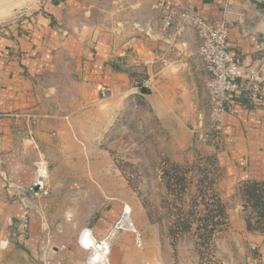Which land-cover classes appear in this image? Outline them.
I'll return each instance as SVG.
<instances>
[{"label": "crops", "instance_id": "0c3cea01", "mask_svg": "<svg viewBox=\"0 0 264 264\" xmlns=\"http://www.w3.org/2000/svg\"><path fill=\"white\" fill-rule=\"evenodd\" d=\"M157 1L38 0L0 25V264H86L89 251L78 242L83 230L97 241L108 239V264H176L174 241L124 180L122 192L104 187L97 194L104 202L81 224L63 217L54 223L43 209L46 184L58 198V139L74 138L85 150L86 166H101L100 137L114 120L144 110L166 128L173 160L186 150L212 155L229 183L218 197L224 206L222 242L234 243L246 256L255 245L252 253L264 260V216L244 208L235 192V186L258 183L264 199V104L252 107L233 97L220 117V137L197 143L196 110H204L209 73L192 54L193 31L186 35L189 52L179 54L132 26L149 23L156 31ZM175 1L210 22H226L229 50L243 68L261 64L264 80V10L254 3L264 0ZM146 78L151 93L141 94L136 87ZM58 115L69 128L50 126L46 119ZM80 117L89 132L78 128ZM87 180L100 182L93 174ZM124 206L136 232L114 227Z\"/></svg>", "mask_w": 264, "mask_h": 264}, {"label": "rangeland", "instance_id": "374dc122", "mask_svg": "<svg viewBox=\"0 0 264 264\" xmlns=\"http://www.w3.org/2000/svg\"><path fill=\"white\" fill-rule=\"evenodd\" d=\"M3 1L6 0L0 3ZM37 1L16 0L7 14H3L5 9L0 6V25L25 10H32ZM59 117L46 120L50 126L69 128L68 121ZM77 126L84 132L91 130L84 117L78 119ZM167 135L166 128L149 110H144L142 116L114 120L99 139L98 144L105 150L103 156L96 157L101 166L93 168L86 166L85 150L73 137L63 142L58 139V198L54 199L52 184L49 183L48 188L46 184V193L41 196L46 204L43 207L46 217L54 223L63 217L81 224L104 202L97 194H101L104 187L108 191L122 192L124 180L128 192L137 197L151 220L159 221L164 234L169 229L182 232L172 242L176 264H245V253H240L234 243L222 242L226 240L220 225L215 227L209 241L200 237L204 228L194 232L197 225L202 226L206 208L212 213L216 210L215 197H220L229 183L214 165L212 155L206 152L186 150L180 161L173 160ZM172 164L180 166L182 181L179 184L172 181L170 186L167 176L173 170ZM52 170L48 167L49 173ZM92 174L98 176L99 183L87 180ZM240 189L235 186L236 193L239 194ZM186 220L190 221L191 232L182 231Z\"/></svg>", "mask_w": 264, "mask_h": 264}, {"label": "built area", "instance_id": "2783aa9c", "mask_svg": "<svg viewBox=\"0 0 264 264\" xmlns=\"http://www.w3.org/2000/svg\"><path fill=\"white\" fill-rule=\"evenodd\" d=\"M153 9L157 13L159 23L156 31L149 23L142 26L135 22L132 23L133 28L149 39L158 38L166 44L167 49H173L179 54L189 52L186 35L192 30L196 44L192 54L201 60L209 73L204 85V110H196L194 133L198 142L215 141L220 137L222 131L220 117L233 97L245 99L252 107L264 104L262 65L242 67L239 55L229 50L226 22H210L175 0H158L153 4ZM151 84L150 78H146L136 88L140 86L150 88ZM45 176L46 171L41 168L39 177ZM129 215L130 209L124 206L120 219L114 225L116 230L128 229L136 232ZM88 232L81 231L78 242L90 254L93 246ZM93 241L98 249L103 248L109 252L108 239L97 241L93 238ZM5 243L6 241H3V245ZM255 248V245L250 246L251 252L247 254L245 264H264L260 256L252 253ZM86 264H91L89 257Z\"/></svg>", "mask_w": 264, "mask_h": 264}, {"label": "trees", "instance_id": "16d2710c", "mask_svg": "<svg viewBox=\"0 0 264 264\" xmlns=\"http://www.w3.org/2000/svg\"><path fill=\"white\" fill-rule=\"evenodd\" d=\"M179 167L177 164H172V174L168 173V184L171 186L172 181L177 182L178 184L182 181V173L179 172ZM167 175V172H166ZM170 179V180H169ZM240 196L243 200V205L244 208H247V206H251L252 209L258 214L256 215V217L258 218H262L264 216V199H261V197H263V192L260 191L261 187L260 185H258V183H249L246 184L244 186H240ZM257 192V193H256ZM258 192H262L261 194H258ZM216 198V210L212 211L209 210L208 208H206L207 210V214L206 216H204L205 218L202 219V226L197 225L194 232L198 233V231H203L202 229L204 228L205 232L200 234V237L202 239H205L204 241H209L212 237V233L215 231V227L216 226H221L224 220V206L223 204L220 202L218 197ZM208 207V206H206ZM261 221L258 220V224L257 227H259L261 225ZM182 231H186V232H191V225H190V221L186 220L185 223L182 224L181 226ZM179 230V229H178ZM178 230L175 229H169V237L174 240V237L182 232L178 233ZM199 237V236H198ZM200 239V238H199Z\"/></svg>", "mask_w": 264, "mask_h": 264}, {"label": "bare ground", "instance_id": "6f19581e", "mask_svg": "<svg viewBox=\"0 0 264 264\" xmlns=\"http://www.w3.org/2000/svg\"><path fill=\"white\" fill-rule=\"evenodd\" d=\"M16 4V0H6L0 3V6H2V8L5 9V13L3 14H7V12L9 11V9ZM89 235H91L88 232ZM89 240L92 243V250L91 253L89 254V262L91 264H108V260H107V253L106 251H104L103 248L98 249L99 247L96 246V243L93 241L92 236L89 237Z\"/></svg>", "mask_w": 264, "mask_h": 264}, {"label": "water", "instance_id": "95a60500", "mask_svg": "<svg viewBox=\"0 0 264 264\" xmlns=\"http://www.w3.org/2000/svg\"><path fill=\"white\" fill-rule=\"evenodd\" d=\"M259 8H261L262 10H264V3H259V2H254ZM139 93L141 94H150V88L146 87V86H140L139 87ZM35 190H38V186L35 185L34 186Z\"/></svg>", "mask_w": 264, "mask_h": 264}]
</instances>
